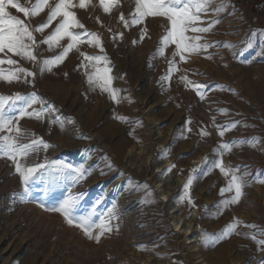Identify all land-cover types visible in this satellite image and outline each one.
Here are the masks:
<instances>
[{"label": "rangeland", "instance_id": "rangeland-1", "mask_svg": "<svg viewBox=\"0 0 264 264\" xmlns=\"http://www.w3.org/2000/svg\"><path fill=\"white\" fill-rule=\"evenodd\" d=\"M20 3L27 4L28 0ZM222 3L224 10L218 17L211 14L202 17L205 23L201 27L215 19L220 21L209 33H186L201 35V43L213 46L207 52L185 53V61L175 57L177 70L168 80L161 78L173 59L175 45L169 44L163 56L157 51L168 21L148 17L142 24L125 28L119 16L123 13L130 18L134 0H120L111 14L104 13L99 0H92L87 9H74L88 32L99 35L104 49L100 52L85 42L78 45L80 51L92 56L106 55L110 62L107 65L101 62L95 69L80 67L82 57L74 50L63 63L41 74L39 65L8 54L19 60L18 66L37 75L34 80L29 77V83L0 82V95L35 92L42 99L46 114L40 121L22 119L20 127L51 145L47 151L32 154L21 162L32 166L56 161L87 169L89 174L74 189L84 194L80 214L96 206L98 215L106 216L107 210L115 205L118 218L109 224L113 231L105 233L97 244L79 229L67 225L58 213L46 212L39 206L40 203L48 207L56 205L66 195L64 181L53 184L37 178L31 184L27 200L22 201L23 186L14 165L0 159V264H105L115 259L113 251L125 252L120 264H233L231 254L239 259H235L237 264H264V248L250 238L256 234L257 240L264 239L257 234L264 231V183H260L264 180V63L255 58L249 64L246 61L252 59V50L242 52L243 42L251 32L264 33V0H222ZM9 11L25 19L22 13ZM97 17L100 23L96 22ZM45 19L46 11L32 18L31 25L34 27ZM145 27L147 32L141 40ZM49 31L51 28L45 34ZM104 32L108 33L107 42ZM119 33H123V38H119ZM113 35L117 36L115 40ZM255 43L264 44V36ZM46 49V45H41L37 50L38 60L59 52V49ZM208 55L211 59L205 58ZM105 67L111 69L109 73L114 78L130 79L131 83L115 89L118 95L128 92L133 101L125 105L129 111L127 122L117 119L124 113L119 110L120 104L107 97L109 93L93 101L81 85L86 72L99 69L103 75ZM181 76H186L192 85L186 88ZM195 85L205 86L201 89L202 96L197 95ZM142 90L147 94L143 96L145 103L137 95ZM53 120L58 122L52 123ZM233 123L235 128L219 136L221 126ZM202 131L207 135L202 137ZM67 138L71 140L70 147ZM253 140L255 144L241 143L230 151L219 147ZM159 146L171 148L177 166L163 181V189L169 193L167 202L157 188L158 169L164 157ZM198 159H202L200 164L194 162ZM217 160H222L228 168H238L237 175L247 173L240 202L219 211L214 205L230 199L234 191L221 196L220 190L227 186L231 174L222 175L213 166ZM191 166L197 171L190 170ZM190 174L189 193L191 190L194 206L185 198L178 205L180 178ZM144 185L151 196L146 194ZM97 200L101 201L98 206ZM23 205H31L32 209L23 212ZM194 210H197L195 216ZM41 216L56 222L53 231L38 228L35 220ZM174 218L183 219L184 228H190L191 240L186 241L185 235L174 228ZM234 218L241 223L232 234L215 243L208 239L219 234ZM249 224L257 228L245 227Z\"/></svg>", "mask_w": 264, "mask_h": 264}, {"label": "snow or ice", "instance_id": "snow-or-ice-1", "mask_svg": "<svg viewBox=\"0 0 264 264\" xmlns=\"http://www.w3.org/2000/svg\"><path fill=\"white\" fill-rule=\"evenodd\" d=\"M120 0H99V7L103 9L104 13L111 14L112 10L118 7ZM92 5V0H28L27 4H21L20 0H0V66L13 65L14 68L4 69L0 67V82L12 84L13 82L29 83V77L33 80L37 73L29 71L23 67L18 66L19 60L31 62L34 65H39V72L43 74L45 71H51L53 66H58L74 50L82 57L80 67H93L96 64L103 62L105 65L110 63L104 56H92L80 51L78 45L81 43H88L91 46L99 48L103 52V46L100 37L97 33L88 32L85 26L77 18L74 9H87ZM10 9L15 10L16 13H22L25 19H21L16 15L11 14ZM224 10V5L217 0H134V10L130 13V18H126L123 13L119 16V21L123 23L125 28L142 24L148 17H161L168 21V27L165 29L164 35L161 37L160 47L158 53L163 56L164 49L169 44L175 45V50L172 52L173 59L169 61V67L162 80H168L171 74L177 70L175 57L179 56L180 61H185V53L198 54L200 52H207L209 47H212L208 42L201 43V35H186V33H209L217 24L219 19L207 22L206 27L199 26L205 23L202 17L207 15L219 16ZM46 11V19L36 26L31 25V19L39 17ZM55 25L53 27V24ZM96 22L100 23L99 18ZM103 26V25H101ZM51 28V31L45 34L46 30ZM79 29L80 31H76ZM111 32V29H108ZM147 28L141 31L140 39L143 40ZM39 34V38L36 34ZM119 38H123V33H119ZM264 36V33L251 32L244 40L243 51L252 50L253 57L246 62L251 64L253 59L260 58L258 62L264 63V44L256 45L255 41ZM117 38L113 35V40ZM136 43V41H134ZM41 45L47 46V51H54L59 49V52L51 58L38 60L36 55L37 50ZM225 47L233 48L235 45L224 44ZM258 47V50H256ZM18 57L19 60H14L8 54ZM206 59H211L208 55ZM87 61L88 63H85ZM110 68L105 67L104 74H100V70L96 69L94 73H86L87 82L90 87L96 86L98 81L100 83L101 91H108L110 99L119 102L118 92L111 90L108 85L111 83V77L107 75ZM67 75V73H65ZM181 82L187 88L192 85V82L186 76L180 77ZM203 85H195L194 90L197 95H203L201 89ZM35 105H41L36 108ZM222 114H226L221 110ZM42 99L35 93L21 95L15 93L12 95H0V159H7L15 167V172L20 178V183L23 186L21 200L26 201L31 191V184L37 178L47 179L49 183L57 181L65 182L66 195L60 199L56 205L48 207L44 203H40V207L46 212L58 213L71 227L79 229L83 235L99 244L102 236L105 233H111L113 228L109 226L112 219H117L115 205L107 210L106 216H100L97 213V207L93 206L90 211L80 214L81 198L83 193H77L74 189L83 181L89 174L87 169L83 167H74L63 162H48L36 163L28 166L22 163L32 154H38L40 151H47L51 145L43 140V138L36 137L32 133L25 132L20 127V121L24 118L35 119L40 121L45 116ZM121 122H127L125 117H117ZM57 123L58 121H51ZM236 127V124L221 126L218 130L219 136L223 137L226 131ZM200 135L206 136L207 133L202 131ZM27 140L29 142H23ZM241 143L255 144L256 141L232 142V144H222L219 147L231 150L232 146ZM167 151V150H166ZM223 152H221V155ZM207 164V158L205 159ZM111 165H109L110 167ZM218 168L222 175L230 179L227 181V186L220 190L221 196L225 192H233L230 199H225L220 205H214L219 211L220 208H226L229 205L240 202L243 195V188L247 182L244 180V175H237L238 168L226 167L222 160H217L213 165ZM167 171H171L168 169ZM193 172L197 169H193ZM192 183V176L189 175L187 183L184 185V193L187 196L189 186ZM264 183V180L260 181ZM137 187H141L137 185ZM143 188L148 196L152 193L147 191V185ZM100 200L96 201V205L100 204ZM188 204L194 206L191 197L188 196ZM241 222L236 220L225 227L219 234L208 236V239L213 243L227 237L235 231V228ZM248 228H257L254 224L245 225ZM99 229V232L95 230ZM119 229L117 228L116 231ZM257 234L264 236V231H259ZM258 246L264 248V239L257 240L256 234L250 237Z\"/></svg>", "mask_w": 264, "mask_h": 264}, {"label": "bare ground", "instance_id": "bare-ground-1", "mask_svg": "<svg viewBox=\"0 0 264 264\" xmlns=\"http://www.w3.org/2000/svg\"><path fill=\"white\" fill-rule=\"evenodd\" d=\"M100 31V30H99ZM105 33V32H104ZM106 35V36H105ZM105 35H103L104 37V40H105V42H107V40H106V38L108 37V33H105ZM117 45V44H116ZM110 52V51H109ZM110 54H112L111 52H110ZM120 69V68H119ZM96 71V70H95ZM87 73V72H86ZM91 74V73H90ZM107 75L109 76V77H111V83H110V85H108V87L111 89V90H115L119 85H121V84H124V83H131L130 82V79L127 77V78H125V79H122V78H114V77H112V74H110L109 72L107 73ZM84 78L82 79V83H81V85H82V87L85 89V91L90 95V97H91V99L94 101V100H96V101H98L97 99H99V98H101L102 96H105L106 94H108L109 92L108 91H101V89L100 88H98V86L97 85H99V84H96V86H94V87H90L89 86V84H88V82H87V75L85 74L84 76H83ZM79 89V88H78ZM80 90H82V89H80ZM146 91V90H145ZM148 93V92H147ZM144 94V95H143ZM148 94H150V93H148ZM138 96H142V99L141 98H139V99H141V101H142V103H145V100H143V96H145V95H147L146 94V92H143V90H142V92H140L139 94H137ZM151 95V94H150ZM149 95V96H150ZM123 96V97H122ZM107 97H109V95L107 96ZM106 97V98H107ZM147 97V96H146ZM151 97V96H150ZM148 98V97H147ZM92 100H90V102L92 101ZM99 100H101V99H99ZM118 100H119V102H118V105L120 104V107H119V110H121L122 111V114L124 113V116L123 117H126L127 116V114L129 113V111L125 108V105L129 102V103H131V104H133V101L131 100V98H130V96H129V93L128 92H124L123 94H121V95H118ZM98 109H99V107H98ZM151 111V110H150ZM83 113V112H82ZM121 114V115H122ZM91 115V114H90ZM79 116V115H78ZM82 117V116H81ZM79 118V117H78ZM81 119V118H80ZM156 121H159L158 119H157V117L156 118H154ZM82 120H83V118H82ZM86 121V120H85ZM82 123V122H81ZM88 127H90V126H88ZM87 127V128H88ZM86 128V129H87ZM108 128V127H107ZM88 132V131H87ZM92 132V131H91ZM91 134V133H90ZM62 144V143H61ZM70 145H71V140L70 139H68L67 138V146L68 147H70ZM161 146V145H160ZM159 146V150H160V152L161 153H163V155H164V157H163V165L162 166H160V168L158 169V173L160 174V183L157 185V188H158V191L160 192V195L164 198V200L167 202L168 201V198H169V193L167 192V191H165L164 189H163V181H164V179H165V177L167 176V175H171L175 170H177V166H176V164L173 162V160H172V156H171V148L170 147H160ZM74 148V147H73ZM65 149V148H64ZM167 150V151H166ZM201 161H202V159H198V160H195L194 162L196 163V164H200L201 163ZM168 169H171V171H167ZM194 169V167L193 166H191L190 167V170H193ZM4 171V170H3ZM9 177V176H8ZM188 178H189V176H186V177H181L180 178V190H181V192H180V194L179 195H177L178 197L176 198L177 199V204L178 205H180L182 202H180V200H183L184 198L185 199H187L188 200V196H190L191 197V190H190V193H189V190H188V194H187V196L185 195V193H184V185L187 183V181H188ZM8 188V187H7ZM189 189H191L190 188V186H189ZM6 198V197H5ZM191 200L193 201V199L191 198ZM185 201V200H184ZM186 202V201H185ZM184 202V203H185ZM22 208H23V212H25V211H28V210H30V209H32V206L31 205H23L22 206ZM197 209V208H196ZM193 214H194V216L197 214V210H194V212H193ZM182 221H183V219H181V218H174V222H173V226H174V228L179 232V233H182V234H184L185 235V240L186 241H188V240H191L192 238H191V236H192V234H193V232L190 230V228H184V226L182 225ZM35 223H36V225L38 226V228H40V229H44V230H48V231H53L54 229H55V227H56V222L55 221H53L52 219H48L47 217H45V216H41V217H39L37 220H35ZM34 224V223H33ZM198 229L200 230V227L198 226ZM28 231V230H27ZM38 231V230H37ZM41 231H43V230H41ZM29 232V231H28ZM60 240V239H59ZM61 242V241H60ZM231 244V243H230ZM233 245V244H232ZM117 248V247H116ZM127 248V247H126ZM222 249V248H221ZM224 249V248H223ZM225 249H227V248H225ZM229 249V248H228ZM109 252V251H108ZM235 252V251H234ZM233 252V253H234ZM92 253V252H91ZM94 253V252H93ZM113 254H114V256H115V259H113V260H111L110 262H108L107 261V263H105V264H120V257H123V253H125L124 251H113L112 252ZM226 255V254H225ZM228 255V254H227ZM127 256V255H126ZM237 256V255H236ZM253 256V255H252ZM256 256V255H255ZM232 257H233V259H234V261H233V264H237V262H235V259H238L237 257H235V256H233V254H231V260H232ZM241 257V256H240ZM239 257V258H240ZM251 257V256H250ZM103 258V257H102ZM129 258V257H128ZM124 259V258H123ZM126 259V258H125ZM76 260V259H75ZM98 260V259H97ZM104 260V259H103ZM128 260V259H127ZM130 260V259H129ZM239 260V259H238ZM257 260V259H256ZM256 260H255V262H256ZM122 261V260H121ZM261 261V260H260ZM65 262V261H64ZM91 262V261H90ZM95 262V261H94ZM105 262V261H104ZM125 262H127V261H125ZM253 262V261H252ZM254 262V263H255ZM62 263V262H61ZM66 263V262H65ZM98 263V262H97ZM102 263V262H101ZM122 263H124V262H122ZM64 264V263H63ZM77 264H79V263H77ZM93 264V263H92ZM258 264V263H257Z\"/></svg>", "mask_w": 264, "mask_h": 264}]
</instances>
